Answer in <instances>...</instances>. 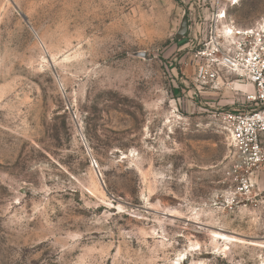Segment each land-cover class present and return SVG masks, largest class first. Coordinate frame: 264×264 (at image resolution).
Wrapping results in <instances>:
<instances>
[{"label":"rangeland","instance_id":"rangeland-1","mask_svg":"<svg viewBox=\"0 0 264 264\" xmlns=\"http://www.w3.org/2000/svg\"><path fill=\"white\" fill-rule=\"evenodd\" d=\"M232 1L0 0V264H264V165L236 199L221 119L253 86L196 78L215 4L263 24Z\"/></svg>","mask_w":264,"mask_h":264},{"label":"built area","instance_id":"built-area-1","mask_svg":"<svg viewBox=\"0 0 264 264\" xmlns=\"http://www.w3.org/2000/svg\"><path fill=\"white\" fill-rule=\"evenodd\" d=\"M236 3L233 0L231 4ZM215 7V29L207 48L196 53V78L202 84H209L227 72L248 80L253 86L247 98L254 107L251 111L221 114L235 151V160L226 178L234 187L235 198L245 201L254 195L255 174L264 165V19L263 24L254 28L238 29L233 22L225 23L226 11L220 2ZM219 25L222 29L218 30Z\"/></svg>","mask_w":264,"mask_h":264},{"label":"water","instance_id":"water-1","mask_svg":"<svg viewBox=\"0 0 264 264\" xmlns=\"http://www.w3.org/2000/svg\"><path fill=\"white\" fill-rule=\"evenodd\" d=\"M187 30H188V25H187V22L184 21V22L182 23V26H181L179 32H178L177 35H176L177 40H181V39L186 35ZM93 164H95L94 161H93ZM95 167H96V166H95Z\"/></svg>","mask_w":264,"mask_h":264},{"label":"bare ground","instance_id":"bare-ground-1","mask_svg":"<svg viewBox=\"0 0 264 264\" xmlns=\"http://www.w3.org/2000/svg\"><path fill=\"white\" fill-rule=\"evenodd\" d=\"M231 30H232V28H231Z\"/></svg>","mask_w":264,"mask_h":264}]
</instances>
